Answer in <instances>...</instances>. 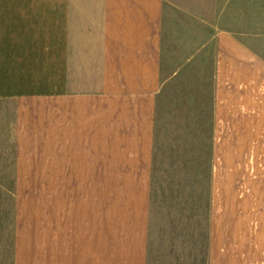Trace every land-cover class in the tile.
Wrapping results in <instances>:
<instances>
[{"label":"crops","instance_id":"0c3cea01","mask_svg":"<svg viewBox=\"0 0 264 264\" xmlns=\"http://www.w3.org/2000/svg\"><path fill=\"white\" fill-rule=\"evenodd\" d=\"M255 5L0 0V98L15 104V161L39 146L37 176L53 178L37 202L16 200L10 264H146L155 98L175 72L162 76L161 66L182 16L197 26L194 51L211 50L205 264H264V170L240 188L237 164L215 169L238 163L239 146H264Z\"/></svg>","mask_w":264,"mask_h":264},{"label":"rangeland","instance_id":"374dc122","mask_svg":"<svg viewBox=\"0 0 264 264\" xmlns=\"http://www.w3.org/2000/svg\"><path fill=\"white\" fill-rule=\"evenodd\" d=\"M255 10L251 28L256 36H250L251 43L264 56V0H256ZM192 22L185 16L174 19L175 34L168 61L174 64L165 60L161 66L162 76L175 72L162 82L155 98L146 264H205L210 175L214 165L208 61L211 50H202L200 56L194 51L198 35L193 33L197 26ZM183 35L190 36L185 38V43H190L185 48ZM185 58L188 65H177ZM14 105L13 100L0 98V264L11 263L16 200L37 202L41 187L53 185V178L37 176L39 146L21 147L25 153L20 154L19 163L15 161ZM245 149L239 146L238 163L215 162V169L221 170L237 164L240 188L252 179L248 178L249 171L264 170V146L256 147L255 153L254 149L247 153ZM243 153L247 162L241 161ZM220 180L224 183L226 178ZM260 209L263 210L262 206Z\"/></svg>","mask_w":264,"mask_h":264}]
</instances>
